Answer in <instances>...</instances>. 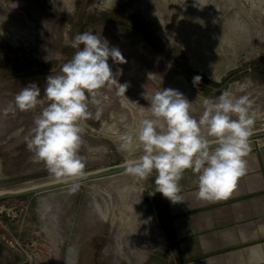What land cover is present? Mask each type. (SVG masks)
<instances>
[{
	"label": "rangeland",
	"instance_id": "obj_1",
	"mask_svg": "<svg viewBox=\"0 0 264 264\" xmlns=\"http://www.w3.org/2000/svg\"><path fill=\"white\" fill-rule=\"evenodd\" d=\"M54 3L0 0V193L58 181L33 162L26 147L25 137L44 105L28 112L5 109L30 83L43 95L46 78L59 74L76 51L66 45L65 35L72 39L89 31L117 47L124 62L109 58L108 63L119 83L128 84L125 94L115 87L101 89L99 103L89 106L93 118L82 121L80 148L85 173L142 155L139 149L123 153L120 137L135 134L139 121L150 118L145 95L150 98L161 88L181 92L197 119L204 110L197 97L215 98L226 89L247 95L253 101L252 133L264 130V0ZM197 76L201 79L194 83ZM97 108L102 109L98 120ZM155 176L137 179L125 172L30 195L44 200L31 241L47 250L39 251L36 244L34 255H48V264H180L158 214ZM27 200L1 201L29 210ZM126 237L133 240L138 260L129 256Z\"/></svg>",
	"mask_w": 264,
	"mask_h": 264
},
{
	"label": "clouds",
	"instance_id": "obj_2",
	"mask_svg": "<svg viewBox=\"0 0 264 264\" xmlns=\"http://www.w3.org/2000/svg\"><path fill=\"white\" fill-rule=\"evenodd\" d=\"M65 43L76 51L59 74L46 78L43 95L36 83H30L5 112H28L44 105L25 137L26 147L33 162L42 163L52 177L73 181L85 175L80 148L82 121L93 118L90 104L99 103L101 89L115 87L118 94H125L128 84L119 83L108 63L109 58L123 63L121 51L110 48L100 35L89 31L72 39L65 35ZM200 79L194 77V83ZM145 99L150 118L139 121L135 134L120 137L123 153L142 151L124 160L126 173L146 179L155 172V192L177 203L182 202L179 181L191 170L197 176L199 198L209 202L228 199L246 172L255 122L253 101L228 89L215 98L197 97L204 109L197 119L191 114V102L178 90L161 88ZM101 114L97 108L94 118L98 120Z\"/></svg>",
	"mask_w": 264,
	"mask_h": 264
},
{
	"label": "crops",
	"instance_id": "obj_3",
	"mask_svg": "<svg viewBox=\"0 0 264 264\" xmlns=\"http://www.w3.org/2000/svg\"><path fill=\"white\" fill-rule=\"evenodd\" d=\"M254 141L259 140L249 141L246 172L228 199L199 198L197 176L191 170L179 181L182 202L173 203L157 192L158 214L171 232L180 264H264V142ZM34 197L28 196L24 224L15 223L16 228L7 222L0 228V264H48V255L41 257L40 252L37 257L35 249L28 256L3 238H17L23 244L33 241L44 201ZM36 244L45 253L47 248L40 241Z\"/></svg>",
	"mask_w": 264,
	"mask_h": 264
},
{
	"label": "water",
	"instance_id": "obj_4",
	"mask_svg": "<svg viewBox=\"0 0 264 264\" xmlns=\"http://www.w3.org/2000/svg\"><path fill=\"white\" fill-rule=\"evenodd\" d=\"M264 137V130L257 131L251 133V136L249 137L250 140H257ZM124 164L117 165L111 168L102 169L99 171L89 172L85 173V175L81 178H77L73 181H64V180H58L53 181L49 183H45L42 185H36L25 189H20L17 191H11V192H2L0 193V201L6 200V199H12V198H20L25 196H30L34 194H39L63 187L73 186L77 184H81L87 181L96 180L104 177L114 176L117 174L125 173Z\"/></svg>",
	"mask_w": 264,
	"mask_h": 264
},
{
	"label": "built area",
	"instance_id": "obj_5",
	"mask_svg": "<svg viewBox=\"0 0 264 264\" xmlns=\"http://www.w3.org/2000/svg\"><path fill=\"white\" fill-rule=\"evenodd\" d=\"M27 211V205H7L3 201H0V226H6V219L24 224ZM3 238L12 249L28 256L29 252L36 248L35 241L23 244L18 239L11 238L10 236H3Z\"/></svg>",
	"mask_w": 264,
	"mask_h": 264
},
{
	"label": "bare ground",
	"instance_id": "obj_6",
	"mask_svg": "<svg viewBox=\"0 0 264 264\" xmlns=\"http://www.w3.org/2000/svg\"><path fill=\"white\" fill-rule=\"evenodd\" d=\"M128 237H126L125 241L128 242V248L130 250L129 251V256L132 257V258L134 257V259L138 260V258L140 257V254L136 253L135 244H134L133 240H131V238H128Z\"/></svg>",
	"mask_w": 264,
	"mask_h": 264
}]
</instances>
